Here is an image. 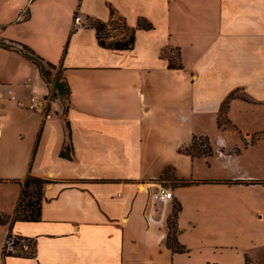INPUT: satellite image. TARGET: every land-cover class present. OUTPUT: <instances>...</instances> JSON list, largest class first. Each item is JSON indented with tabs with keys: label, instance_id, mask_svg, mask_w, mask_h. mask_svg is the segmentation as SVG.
Instances as JSON below:
<instances>
[{
	"label": "crops",
	"instance_id": "1",
	"mask_svg": "<svg viewBox=\"0 0 264 264\" xmlns=\"http://www.w3.org/2000/svg\"><path fill=\"white\" fill-rule=\"evenodd\" d=\"M246 1L0 0V41L62 67L69 89L0 46V264H264V156H249L264 143V9ZM89 18L134 31L133 47L102 46ZM33 94L36 111L11 99ZM195 136L211 154L187 152ZM29 175L49 180L40 219L12 220ZM159 185L174 198L153 206ZM9 234L35 256H5Z\"/></svg>",
	"mask_w": 264,
	"mask_h": 264
},
{
	"label": "trees",
	"instance_id": "2",
	"mask_svg": "<svg viewBox=\"0 0 264 264\" xmlns=\"http://www.w3.org/2000/svg\"><path fill=\"white\" fill-rule=\"evenodd\" d=\"M112 14L114 15V10L111 11ZM78 16V15H77ZM89 26L94 27L97 31V37L99 39V43L102 46L105 47H110L113 49H130L133 47L134 41H135V34L134 31H128L127 34L120 38H116L113 36L111 40H108L110 36V29L106 23H103L99 20H94L92 18L88 19ZM139 25L144 28H150L151 24L146 23L144 20H140ZM119 26L113 25L112 28H117ZM126 28V26L123 27V30ZM128 30V29H127ZM128 36V37H127ZM0 46L6 49H11L18 51L22 53L26 58L31 60L40 70L42 76L49 82H54L55 87L58 90V94L61 96H65L68 92L69 89L66 84L62 81V73L63 69L62 67H59L49 61H46L43 57H41L39 54H37L31 47L28 45L21 43V42H6V41H0ZM172 66V65H171ZM54 71H56V76L52 78L54 75ZM235 93L233 92L231 95L228 96V98L223 102L221 109H220V114H219V123H220V118L224 115L226 117L228 106H229V101L232 97H234ZM228 121V120H227ZM200 138L195 136L193 138V143L192 145L187 149V152L193 154V155H209L212 153V147L208 141V148L206 151H197L195 149V143L196 140ZM71 150H72V145L71 143H68L65 145V147L61 150L60 154L63 157L71 158ZM264 183V180L262 181ZM49 183V180L36 177L34 175H29L24 183L22 184V192L20 196V201L17 206L16 212L12 220L20 219V220H26V221H37L40 219V211H41V201H42V192H43V187ZM29 197V200L27 203H25V206L23 207V210L21 208L22 204L27 200ZM34 197V200L32 198ZM21 211H23V214H21ZM10 217L6 216L2 213H0V223L5 224L10 221ZM175 221L173 220V224ZM11 236V234H9ZM31 242V241H30ZM18 242L16 241V245ZM168 244L176 251H183L185 247L179 242H177L175 234H170L168 238ZM24 248L22 247V251H7L5 248L3 250V254L5 256L7 255H28V256H35V251H25L23 250Z\"/></svg>",
	"mask_w": 264,
	"mask_h": 264
},
{
	"label": "rangeland",
	"instance_id": "3",
	"mask_svg": "<svg viewBox=\"0 0 264 264\" xmlns=\"http://www.w3.org/2000/svg\"><path fill=\"white\" fill-rule=\"evenodd\" d=\"M246 8H249L250 11H253V10H257V9H264V0H247L246 1ZM219 7V6H218ZM238 6H236L235 4V9L237 8ZM256 12V11H255ZM251 19V18H250ZM245 19V25H254V24H258V21H254L253 19ZM244 23V19L240 18V19H237L235 17V23L233 24H242ZM123 25L120 26V30H122ZM128 37V36H127ZM112 37L110 36L108 38V40H111ZM171 65H177L176 63L175 64H171ZM250 68L252 69V66H250ZM170 76L168 78V80L166 79L165 82L168 81L169 83V89L170 91H176L177 93H174V94H171L170 98H169V101L168 103L170 105H178L180 104L181 106L182 105H185L184 104V99L182 98L181 96V93L178 94L179 90H184V84H183V77L181 76V71L180 70H170ZM54 73H56V71H54ZM252 120L255 119L256 121L258 122H262L264 121V117L259 116V114H252ZM227 122V118L223 115L221 118H220V123L223 125ZM14 144V143H12ZM208 148V141L205 137H200L196 140V143H195V149L197 151H206ZM249 156H264V143H260L257 147L253 148V149H250L249 151ZM29 200V197L27 198V200L22 204L21 208L23 210V207L25 206V203H27V201ZM32 200H34V197L32 198ZM21 214H23V211H21ZM171 220V219H170ZM169 224L172 226V222L170 221ZM173 231V232H172ZM171 231V234H175V230L172 229ZM28 242V241H27ZM26 242V243H27ZM26 251H33V247L32 249L31 248H27L25 249ZM21 250H19V248H17V252H19Z\"/></svg>",
	"mask_w": 264,
	"mask_h": 264
},
{
	"label": "built area",
	"instance_id": "4",
	"mask_svg": "<svg viewBox=\"0 0 264 264\" xmlns=\"http://www.w3.org/2000/svg\"><path fill=\"white\" fill-rule=\"evenodd\" d=\"M80 17L76 18V22L79 23ZM11 99L14 100L18 107L27 109L30 111H36L40 108L41 105L46 103L44 97L33 94L28 99L18 98L16 95H12ZM174 191L171 187L165 185H159L157 189L153 192L151 200L152 205L156 204H166L167 202L173 200ZM5 249L7 251L15 252L17 251L16 238L9 236L5 243Z\"/></svg>",
	"mask_w": 264,
	"mask_h": 264
}]
</instances>
